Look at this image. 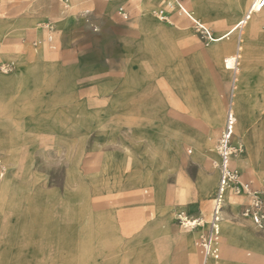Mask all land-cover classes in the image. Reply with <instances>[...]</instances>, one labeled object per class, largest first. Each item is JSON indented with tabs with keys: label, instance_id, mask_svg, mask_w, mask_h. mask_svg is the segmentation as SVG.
<instances>
[{
	"label": "rangeland",
	"instance_id": "374dc122",
	"mask_svg": "<svg viewBox=\"0 0 264 264\" xmlns=\"http://www.w3.org/2000/svg\"><path fill=\"white\" fill-rule=\"evenodd\" d=\"M70 3L71 10L66 12L58 0H0V74H3L2 66L7 64L12 63L14 67L4 76L16 70V56L10 54L9 47H5L12 44L16 45L13 49H17L22 43L35 58L63 57L73 62L77 57L75 38L85 29H94L95 25L101 29L96 37L99 38L96 54H102L105 57H102L103 61L109 63L113 53L110 33L115 25L121 30L125 24L116 16L119 4L112 0H70ZM240 17L233 15L230 20L226 16H215L204 24L213 33L214 25L222 26L221 32H225ZM47 23H51L55 30L49 35V42L35 50L30 45L29 36ZM180 25L188 36L186 40L180 39L167 46L170 50L165 52L171 57L167 61L168 66L159 65V50L154 49L146 52L149 54L147 59H135L130 66L126 61L120 64L117 72L103 68L105 70L101 74L104 76L116 73L123 76L119 83V87L122 86L120 91L129 95L124 107L130 112L122 115L119 121L116 115L111 114V90L104 92L108 95L106 98H95L97 95L91 88L94 82L88 71L87 98L83 104L79 105L78 99H71V108L65 112L67 109L62 108L61 100L56 99L55 114L39 116L37 123L23 124V130L15 131L8 124H0V249L3 251V264H133L142 253L147 257L152 253L159 264L158 236H152L147 243L143 242V236L141 238L145 214L151 224L155 221L160 224L162 218L161 224L172 230L166 238L163 237L162 247L164 257L165 252L167 255V264L169 261L175 263L180 243L177 234H191L178 222V211L186 208L185 203L191 197L190 185L185 179L187 164L181 168V160L186 150H195L196 136L205 131L201 129L203 124L191 120V106H187L183 96L182 68H187L184 77L195 76L196 88L199 85L197 75L203 74L209 76L211 86L217 84L213 81L219 80L222 85L224 80L229 93L233 75L229 72L219 76L225 56H222L219 67L218 62L204 56L208 41L196 33L189 21L182 20ZM261 31L258 52L246 69L241 94L250 115L249 127L245 130L252 132L254 127L257 128L260 141L256 152H259L257 164L264 169V27ZM58 32H64L67 39L62 51L51 45ZM138 37L140 35H136V41L140 39ZM196 51L200 64L192 66L191 57ZM87 59V69H94V62L90 61L94 58ZM165 74L173 75L175 82L165 81ZM71 76L73 81V74ZM139 83L144 86H138ZM106 84L111 85L110 82ZM112 85L116 86V83ZM71 87L78 90V83L74 82ZM139 93H144L139 98L140 104L134 99ZM147 97L156 99L152 107L155 111L149 115L151 122L146 119L149 117L146 113ZM163 109L168 118L166 129L159 127L158 114L163 113ZM180 122L182 130L179 124L176 140L175 126ZM2 142L7 145L2 146ZM213 147L211 143L205 150L207 155H211L212 170L216 158ZM246 150L248 158V146ZM234 169L244 180L264 187L263 175L255 176L246 167L237 169L236 164ZM177 171L179 189L176 190ZM215 187L216 181L208 195L210 201ZM237 197L238 206L245 197ZM229 201L228 198L227 212L231 215L225 211L224 216L227 221L238 219L236 210L230 209ZM159 208L163 211L158 213ZM151 213L154 222L150 221ZM210 215L211 210L199 217L208 222ZM225 223L224 220L221 224L223 237ZM135 230L138 236L133 238L131 235ZM205 230L206 225H203L193 231L196 243ZM195 255L196 264H200L197 247ZM221 259L220 249L217 262ZM234 259L237 264H264L263 259L246 251Z\"/></svg>",
	"mask_w": 264,
	"mask_h": 264
},
{
	"label": "crops",
	"instance_id": "0c3cea01",
	"mask_svg": "<svg viewBox=\"0 0 264 264\" xmlns=\"http://www.w3.org/2000/svg\"><path fill=\"white\" fill-rule=\"evenodd\" d=\"M112 1L119 4L116 10V16L125 21V24H123L124 28L121 30L115 25L114 30L110 33L112 36L111 48L113 53L110 54L109 63L103 61L102 57L104 56L102 54H96L99 50L97 44L99 38L97 39L96 37L99 35L97 33L101 32L100 27L96 25L92 26L97 28V31L93 28L89 30L85 29L84 32H80L79 36L75 38L74 45L77 57L73 62L63 57L58 59H49L47 57L35 58L24 48L22 43L19 44L17 49H13L16 46L13 44L5 46L6 48L9 47L10 54L16 56L17 60L16 70L13 74L4 76L7 73L8 67L13 69L14 64L12 65V63L2 66L3 74H0L1 125L4 126L8 124L10 129L13 127V130H23V124H32V122L37 123L39 116L55 114L54 108L56 99L61 100L62 108L64 110L67 109L65 112H68L71 108V99H78L79 105L83 104L84 100L87 98L86 83L88 71L90 73L89 76L94 82L91 88H94V93L97 95L95 98L102 100L108 96L104 92L111 90L109 95L112 108L111 114L117 116V121H119L120 118L122 119V115L129 114L130 111H128V108L124 107V101L129 95L126 96L120 91L122 86L119 87V83L122 82L123 76L117 75V73L116 75L111 74L104 76L101 74V72L105 70L103 68H110L107 70L108 72H113L115 70L117 72V68L120 64L126 61L129 63H126L127 66H130L135 59H147L149 54L146 55V52L149 53L154 49L159 50V65L162 67L168 66L167 61L168 59L171 60V57L165 52L166 49L167 51L170 50L167 46L170 47V43H176L180 39L186 40L188 36V33L184 32L185 29H182L179 24L182 23V20H187L192 25L194 23L190 19L179 15L172 16V24L159 21L153 15V8L166 5L168 0ZM190 2L189 0L187 1V8L193 11V19L210 31V36L213 40H208V44L206 45L208 49L205 50L204 56L213 62H218L219 67L222 56H225L226 60L223 67H220L218 75L224 76L229 72L234 75H232L229 93V86L225 84L224 80H222V85L219 80H216L213 82H217V84L211 86L209 76H203V74L200 77L197 75L199 85L196 88L195 76L190 75L191 78L190 76L184 77L187 68H182L183 96L187 106H191V120L192 122L196 120L203 124L201 129L205 131H201L196 136L197 138L195 137L196 140L193 145L195 150L193 148L186 150V154L181 160V168L184 167V164H187L185 179L188 180V184L190 185L188 189L191 197L185 203L186 208L180 209L178 213H185L184 211H186L192 216H188V220L197 217L201 223H205V219L199 216L208 214L209 211L212 210V199L210 201L208 195L210 194V190L214 188L215 181L216 187L218 183V174L214 167V162L218 160L216 145L224 128L230 104L237 119L234 143L236 145L242 144L245 148V153L241 155L235 163L236 167L237 169L246 167L253 172L255 176H264V169H261L257 164L259 152H256L258 151L260 143L258 139L259 134H257L258 131L256 127H254L252 132L245 130L249 127L250 115L241 94V90H243L241 86H243L246 78V69L253 62L254 56H256L258 52L261 30L262 27H264V9L249 13V9H246V7L250 0H190ZM120 8H125V10H127L129 19L125 20L119 15L118 12ZM233 15L241 17L225 32H221L222 26L214 25V27H212L213 33L211 29L204 24V22H207L215 16H226L231 20ZM159 24L165 25L167 28L159 26ZM36 32H38V29L30 34L29 42L31 35ZM63 33L64 32H58L51 43L56 50L62 51V49L65 48L64 46L66 45L67 39H65V34ZM50 34L49 32L44 33L48 39L46 43L49 42ZM136 35H140V37H138L140 39L137 41L135 40ZM155 41H157V43ZM195 49L198 51L197 45ZM197 51L191 57L192 66L195 64L199 66L200 64V56ZM132 52H134L133 58H131ZM89 57L90 59L94 58L89 60L94 62L95 68L88 70L87 58ZM195 60H197V62H195ZM239 65L241 66L240 68H238ZM72 74L74 77L73 81L71 80ZM108 77L109 79H106ZM164 77V80L167 82H175L171 74H165ZM142 80L144 81V79ZM74 82L78 83V90L71 89ZM108 82H110L111 85H107L106 83ZM112 83H116V86L112 85ZM137 85L144 86L141 83ZM189 93L190 97H188ZM143 94L144 93H139L135 95L134 99L137 103L140 102L139 98ZM147 98L149 105L146 113L148 116H151V111H155L152 107L156 104V99L154 100L151 97ZM120 100L123 103H120ZM160 106L161 102L159 103L158 109ZM158 115L160 129H166V121H168L166 110L163 109V113H159ZM150 116L146 118L149 122H151ZM175 119L177 118L175 117ZM14 124H16V126ZM179 124L182 130V122L176 123V140L177 136L179 137ZM17 125L19 126L17 127ZM180 136L182 137V131ZM246 136H248L247 141ZM211 143L214 144L213 151L216 155L215 160H213V170L210 166L211 155H207L205 151L210 148ZM1 145L6 146L7 144L6 142H2ZM247 146L249 149L248 158ZM180 176L183 179L182 171L180 172ZM175 177L177 190L179 189V171L176 172ZM228 198L231 204L230 209H232L233 212L236 210L235 212L238 219L230 218L227 221L224 216L226 223L224 224L225 237L222 236L221 243L222 259L220 262L212 260L209 264H215V262L218 264H237L234 258L242 256L243 251L254 253V255L260 257L264 261V236L257 235L256 233L258 231L256 230L257 232H255L252 222L241 217L243 205L248 202L247 198L242 199L238 206L237 200L239 197L230 194ZM160 210L163 211L162 208H159L157 212H161ZM227 210H229V206H227L226 213L228 216L231 215ZM144 219L146 220L144 222L143 231L141 232V238L142 236L143 239L145 238L143 242H150L151 237L157 235L160 240L159 264H167V255L165 252L164 257L162 242L163 237L166 238L169 232L172 233V230H169L168 225L165 227L161 224V222L163 223L162 218H160V224L157 221L154 222V215L152 213L150 214V221L154 222V224L149 222L147 214H145ZM206 230L204 232H206ZM178 235L180 243L177 247L178 252L176 251L174 264H196V233L191 231V234L185 236L179 232L177 236ZM136 236H138L137 230L134 231L131 237L135 238ZM142 254L139 255L140 258H137L136 262L133 264H158L152 257V253L148 255V257L146 253ZM2 256L3 251L0 249V264H3ZM172 263L169 261V264ZM200 264H202L201 257Z\"/></svg>",
	"mask_w": 264,
	"mask_h": 264
},
{
	"label": "built area",
	"instance_id": "2783aa9c",
	"mask_svg": "<svg viewBox=\"0 0 264 264\" xmlns=\"http://www.w3.org/2000/svg\"><path fill=\"white\" fill-rule=\"evenodd\" d=\"M58 1L66 12L71 10L70 0ZM187 1L168 0L166 5L158 6L153 11V15L159 21L168 24H172L173 15L184 16L194 23L193 26L197 34L207 41L211 40L210 31L193 19L194 13L187 8ZM262 9H264V0H253L248 12H258ZM118 13L123 19H129L125 8H120ZM54 30L51 23L41 25L38 30L39 34L36 32L30 37L32 47L36 50L45 44L48 39L44 33H52ZM94 30L97 31V28L94 27ZM12 70L11 67L7 68V72ZM236 122L237 119L230 104L224 128L216 145L218 160L214 162V167L218 174V183L212 197V210L208 222L202 224L196 221L190 222L185 213L180 212L178 215L180 226L188 231H194L206 225V232L200 236L196 243L202 264H209L210 261L219 259L222 243L221 224L224 220L230 192L247 198L248 202L243 205L241 217L250 220L254 228L264 236V187H258L253 182L244 180L240 173L234 169L238 158L245 153L244 146H237L234 143Z\"/></svg>",
	"mask_w": 264,
	"mask_h": 264
},
{
	"label": "bare ground",
	"instance_id": "6f19581e",
	"mask_svg": "<svg viewBox=\"0 0 264 264\" xmlns=\"http://www.w3.org/2000/svg\"><path fill=\"white\" fill-rule=\"evenodd\" d=\"M247 14H248V13H247ZM248 23H249V21H248ZM239 37H240V36H239ZM210 38H211V36H210ZM209 41H213L212 38H211V40H209ZM237 54H238V53H237ZM237 146H243V145H242V144H238ZM244 149H245V148H244ZM262 169H263V168H262ZM230 194L233 195V193H231V192L229 193V195H230ZM229 195H228V196H229ZM189 221H190V222L196 221V222L201 223L198 219H197V220L190 219ZM201 224H202V223H201Z\"/></svg>",
	"mask_w": 264,
	"mask_h": 264
}]
</instances>
